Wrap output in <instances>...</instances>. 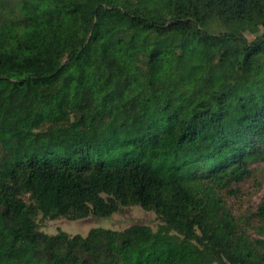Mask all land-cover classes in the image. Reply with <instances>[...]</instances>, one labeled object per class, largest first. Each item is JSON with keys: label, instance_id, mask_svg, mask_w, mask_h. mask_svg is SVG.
<instances>
[{"label": "trees", "instance_id": "1", "mask_svg": "<svg viewBox=\"0 0 264 264\" xmlns=\"http://www.w3.org/2000/svg\"><path fill=\"white\" fill-rule=\"evenodd\" d=\"M235 25L264 0H0V264H264V198L231 204L264 163V33ZM133 206L159 228L39 220Z\"/></svg>", "mask_w": 264, "mask_h": 264}, {"label": "rangeland", "instance_id": "2", "mask_svg": "<svg viewBox=\"0 0 264 264\" xmlns=\"http://www.w3.org/2000/svg\"><path fill=\"white\" fill-rule=\"evenodd\" d=\"M233 30L240 32L250 41L264 33V28L260 26L242 27L233 26ZM240 192L231 199L234 213L244 214L252 218L257 206L264 198V163L254 166L253 175L239 185ZM41 229L44 233L55 235L60 230L70 235L86 236L92 228H105L112 230H124L133 225H146L156 231L161 225V220L153 211H146L140 206L124 208L111 218L97 219L90 217L84 220L70 221L67 219L42 220L39 216ZM258 220L252 219V226L258 225ZM254 233V232H253Z\"/></svg>", "mask_w": 264, "mask_h": 264}]
</instances>
